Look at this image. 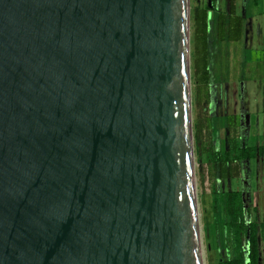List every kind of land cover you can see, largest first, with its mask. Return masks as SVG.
I'll return each instance as SVG.
<instances>
[{
  "label": "water",
  "instance_id": "1",
  "mask_svg": "<svg viewBox=\"0 0 264 264\" xmlns=\"http://www.w3.org/2000/svg\"><path fill=\"white\" fill-rule=\"evenodd\" d=\"M188 0H0V264H200Z\"/></svg>",
  "mask_w": 264,
  "mask_h": 264
},
{
  "label": "rangeland",
  "instance_id": "2",
  "mask_svg": "<svg viewBox=\"0 0 264 264\" xmlns=\"http://www.w3.org/2000/svg\"><path fill=\"white\" fill-rule=\"evenodd\" d=\"M187 10L199 260L232 259L222 195L241 192L242 256L247 263V229L255 223L264 264V0H188ZM253 143L261 156L241 160L239 149Z\"/></svg>",
  "mask_w": 264,
  "mask_h": 264
},
{
  "label": "trees",
  "instance_id": "3",
  "mask_svg": "<svg viewBox=\"0 0 264 264\" xmlns=\"http://www.w3.org/2000/svg\"><path fill=\"white\" fill-rule=\"evenodd\" d=\"M241 27V26H240ZM239 27V28H240ZM216 156H220L217 153ZM258 156V150L255 147H243L239 149V158L241 160L255 159ZM225 200V208L229 217L227 223L228 231L231 234V246L233 257L224 264H259L260 248L258 240V228L255 223H250L247 229L248 235V261L245 263L242 252V233L244 230L243 222V200L241 192H228L222 195Z\"/></svg>",
  "mask_w": 264,
  "mask_h": 264
},
{
  "label": "bare ground",
  "instance_id": "4",
  "mask_svg": "<svg viewBox=\"0 0 264 264\" xmlns=\"http://www.w3.org/2000/svg\"><path fill=\"white\" fill-rule=\"evenodd\" d=\"M187 13H188V10H187ZM187 51H188V47H187ZM188 87H189V84H188V65H187V111H188V128H189L190 165H191V182H193L192 183L193 206L195 207L196 206V197L194 195V187H193V185H194V161H193V144H192V132H191V130H192L191 129V116H190L191 105H190ZM192 179H193V181H192ZM194 214L196 215V213H194ZM200 264H202V263H200Z\"/></svg>",
  "mask_w": 264,
  "mask_h": 264
},
{
  "label": "crops",
  "instance_id": "5",
  "mask_svg": "<svg viewBox=\"0 0 264 264\" xmlns=\"http://www.w3.org/2000/svg\"><path fill=\"white\" fill-rule=\"evenodd\" d=\"M257 112H263V109H262V105H258V107H257ZM254 136H256V134L254 135ZM248 146H251V147H255V146H257V145H255L254 143L253 144H250V145H248ZM244 147V146H243ZM243 147H241V148H243Z\"/></svg>",
  "mask_w": 264,
  "mask_h": 264
},
{
  "label": "flooded vegetation",
  "instance_id": "6",
  "mask_svg": "<svg viewBox=\"0 0 264 264\" xmlns=\"http://www.w3.org/2000/svg\"><path fill=\"white\" fill-rule=\"evenodd\" d=\"M244 147H251V146H244ZM255 148L258 150V156L255 158V159H257L259 156H261V151H260L258 146H255ZM250 160H253V159H250ZM258 240H259V238H258ZM259 248H260V245H259ZM259 264H260V258H259Z\"/></svg>",
  "mask_w": 264,
  "mask_h": 264
}]
</instances>
